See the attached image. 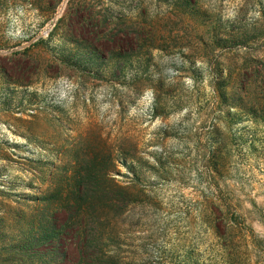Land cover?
<instances>
[{"label":"rangeland","instance_id":"obj_1","mask_svg":"<svg viewBox=\"0 0 264 264\" xmlns=\"http://www.w3.org/2000/svg\"><path fill=\"white\" fill-rule=\"evenodd\" d=\"M0 264H264V0H0Z\"/></svg>","mask_w":264,"mask_h":264},{"label":"trees","instance_id":"obj_2","mask_svg":"<svg viewBox=\"0 0 264 264\" xmlns=\"http://www.w3.org/2000/svg\"><path fill=\"white\" fill-rule=\"evenodd\" d=\"M118 187L115 183H112V186H110L111 189L115 190V188Z\"/></svg>","mask_w":264,"mask_h":264}]
</instances>
